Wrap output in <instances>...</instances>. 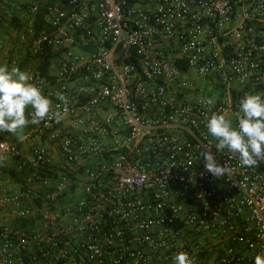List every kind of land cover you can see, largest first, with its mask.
<instances>
[{
  "label": "built area",
  "instance_id": "built-area-1",
  "mask_svg": "<svg viewBox=\"0 0 264 264\" xmlns=\"http://www.w3.org/2000/svg\"><path fill=\"white\" fill-rule=\"evenodd\" d=\"M20 1L0 0V22ZM26 2L17 47L58 52L48 76L30 73L62 115L29 125V151L0 132L18 178L0 192V264H172L180 251L254 264L264 161L242 166L206 125L214 112L236 124L241 99L264 93V0ZM208 148L230 174L206 170Z\"/></svg>",
  "mask_w": 264,
  "mask_h": 264
},
{
  "label": "clouds",
  "instance_id": "clouds-1",
  "mask_svg": "<svg viewBox=\"0 0 264 264\" xmlns=\"http://www.w3.org/2000/svg\"><path fill=\"white\" fill-rule=\"evenodd\" d=\"M56 99L62 102L67 111L68 99L60 92ZM205 103L214 105L215 99L208 98ZM61 104L54 103L51 94L44 93L43 82H35L33 75L18 66L0 64V132L16 135L22 142L29 125H39L42 121L61 118ZM237 123L227 113L214 112L207 120V130L218 143L216 149L225 148L239 156L245 167H258L264 161V93L249 94L240 101L239 111L235 114ZM205 168L219 178L230 174L229 165L221 166L211 152V148L200 153ZM7 156L0 152V167L4 166ZM172 264H198L197 258L186 251L175 253ZM254 264H264V253L255 257Z\"/></svg>",
  "mask_w": 264,
  "mask_h": 264
},
{
  "label": "rangeland",
  "instance_id": "rangeland-1",
  "mask_svg": "<svg viewBox=\"0 0 264 264\" xmlns=\"http://www.w3.org/2000/svg\"><path fill=\"white\" fill-rule=\"evenodd\" d=\"M24 13H25L24 17H28L30 15V12L28 11V9L25 10ZM10 19L11 17L7 16L6 20H4L3 22H0V43L2 42V44L4 43L5 46L7 45L11 47L7 50L8 55H9L8 57L9 60L7 61V64L9 66H12V65L18 66L21 70H25L28 72L34 71L35 68L37 67L38 61L28 52H23L18 49L17 45H18L19 35L16 31L17 29L14 25V22H12ZM193 94L194 96L198 94L207 95V94H210V92L208 89L207 90L196 89L193 91ZM11 181H12V177L1 179V174H0V192H2L3 189H5L7 185L11 183Z\"/></svg>",
  "mask_w": 264,
  "mask_h": 264
},
{
  "label": "trees",
  "instance_id": "trees-1",
  "mask_svg": "<svg viewBox=\"0 0 264 264\" xmlns=\"http://www.w3.org/2000/svg\"><path fill=\"white\" fill-rule=\"evenodd\" d=\"M17 18V17H15ZM14 22V25L19 30L25 28L24 23L18 24L17 21L11 20ZM34 27L36 29L37 34L41 33L42 31H49L50 27L46 25L44 22V9L38 12L35 16ZM58 56V52L55 51L52 47L48 45H44L42 51L38 55H34L33 57L36 58L38 61V65L35 68L37 74L48 76L50 72V65L53 60H55ZM176 64L183 70L186 71L188 69V65L186 61L175 60ZM1 179L2 178H10L12 177L15 181H18L17 176L15 175L13 168H4L0 170Z\"/></svg>",
  "mask_w": 264,
  "mask_h": 264
},
{
  "label": "crops",
  "instance_id": "crops-1",
  "mask_svg": "<svg viewBox=\"0 0 264 264\" xmlns=\"http://www.w3.org/2000/svg\"><path fill=\"white\" fill-rule=\"evenodd\" d=\"M28 2V1H27ZM26 2V0H21L20 1V6H13V9H7V10H4V14H6L7 16H10L11 19L10 20H15L17 21V23H24L23 22V15L25 14V10L28 9V3ZM17 17V18H15ZM10 25V24H9ZM18 31V28H16ZM2 44V42H1ZM3 49H2V53L0 52V64H4V63H7V61L9 60V55H8V52L7 50L11 47L9 46H5V44L3 43ZM25 61V60H24ZM38 65V64H37ZM28 132H29V126L25 129V132H24V135H28ZM1 138L3 139H6L10 142H13L17 145H19L21 147V149L25 150V151H29L30 148H31V142H38V139L37 137H32V138H27L26 140L24 141H20L16 135H13L11 133H7L5 132L4 134L2 133L1 134ZM4 168H9L11 169L12 168V165L9 163H5L4 166L0 167V169H4ZM15 183V180L12 178V181L10 184L7 185V187L9 185H12ZM4 190V189H3ZM3 192V191H2Z\"/></svg>",
  "mask_w": 264,
  "mask_h": 264
}]
</instances>
